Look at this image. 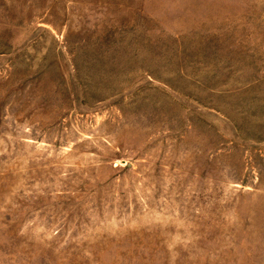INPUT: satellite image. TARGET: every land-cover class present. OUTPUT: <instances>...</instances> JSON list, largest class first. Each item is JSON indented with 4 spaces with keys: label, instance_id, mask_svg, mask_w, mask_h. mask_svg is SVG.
<instances>
[{
    "label": "rangeland",
    "instance_id": "1",
    "mask_svg": "<svg viewBox=\"0 0 264 264\" xmlns=\"http://www.w3.org/2000/svg\"><path fill=\"white\" fill-rule=\"evenodd\" d=\"M0 264H264V0H0Z\"/></svg>",
    "mask_w": 264,
    "mask_h": 264
}]
</instances>
